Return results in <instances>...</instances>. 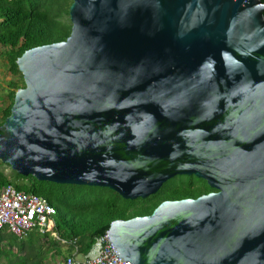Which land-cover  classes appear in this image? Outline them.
I'll return each mask as SVG.
<instances>
[{"label": "water", "instance_id": "95a60500", "mask_svg": "<svg viewBox=\"0 0 264 264\" xmlns=\"http://www.w3.org/2000/svg\"><path fill=\"white\" fill-rule=\"evenodd\" d=\"M264 2L71 0L69 35L16 59L0 126L22 175L166 199L105 232L128 264H264Z\"/></svg>", "mask_w": 264, "mask_h": 264}, {"label": "trees", "instance_id": "16d2710c", "mask_svg": "<svg viewBox=\"0 0 264 264\" xmlns=\"http://www.w3.org/2000/svg\"><path fill=\"white\" fill-rule=\"evenodd\" d=\"M70 3L71 0H0V54L5 56V67L11 74L5 94H0V126L10 114L15 91L24 86L16 59L26 49L64 40L69 35ZM5 184L51 203L55 208L54 229L62 238H75L83 254L115 219L150 214L166 199L197 197L216 190L203 178L179 174L147 197L125 199L109 187L57 183L22 175L0 160V187ZM71 251L72 246L62 245L49 232L33 229L21 238L6 226L0 230V259L4 260L0 264H65Z\"/></svg>", "mask_w": 264, "mask_h": 264}, {"label": "built area", "instance_id": "2783aa9c", "mask_svg": "<svg viewBox=\"0 0 264 264\" xmlns=\"http://www.w3.org/2000/svg\"><path fill=\"white\" fill-rule=\"evenodd\" d=\"M55 208L45 198L15 188L12 184L0 187V230L6 226L17 237L37 229L49 232L64 246H72L65 264H128L122 261L104 232L85 254L79 252L76 239L62 238L54 229Z\"/></svg>", "mask_w": 264, "mask_h": 264}, {"label": "rangeland", "instance_id": "374dc122", "mask_svg": "<svg viewBox=\"0 0 264 264\" xmlns=\"http://www.w3.org/2000/svg\"><path fill=\"white\" fill-rule=\"evenodd\" d=\"M2 51V48L0 47V53ZM11 77V74L6 70V67H5V56L0 54V94H5V91L7 89V82ZM1 101H0V106H1ZM1 108L2 106L0 107V113H1ZM53 262L56 260L52 257ZM0 262H4L3 259H0ZM54 262V263H55Z\"/></svg>", "mask_w": 264, "mask_h": 264}]
</instances>
